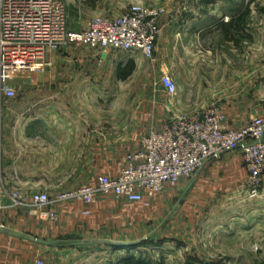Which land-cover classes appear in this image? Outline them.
<instances>
[{
	"label": "crops",
	"instance_id": "0c3cea01",
	"mask_svg": "<svg viewBox=\"0 0 264 264\" xmlns=\"http://www.w3.org/2000/svg\"><path fill=\"white\" fill-rule=\"evenodd\" d=\"M134 2L166 8L152 60L139 51L115 56L64 46L49 52L38 70L21 72L12 80L16 96L0 99V169L6 190H41L55 197L56 190L91 185L84 184L90 174L116 175L125 156L138 150L139 139L149 130L159 129L179 113L193 114L209 106L213 94L229 92L227 73L218 75L213 70L214 43L229 44L224 29L228 20L221 22L204 0H84L83 6L103 13L97 16H119ZM129 64L133 68L123 77ZM109 66H114L113 86L119 89L118 84L131 79V93L137 101L102 100L109 90ZM164 74L177 85L170 101L162 99L164 91L158 83ZM147 78L156 80L158 86L153 89L144 84ZM235 150L216 161L228 160L246 174L242 162L234 163L240 162ZM126 203L100 194L90 204L66 200L49 207L57 220L39 218L25 208H5L0 211V226L60 244L46 246L0 233V264H20L21 255L23 264L38 260L47 264L44 254L48 251L54 258L52 264H76L61 259L63 251H85L99 241L97 224L89 214L107 208L119 214ZM84 211L89 212L87 217Z\"/></svg>",
	"mask_w": 264,
	"mask_h": 264
},
{
	"label": "rangeland",
	"instance_id": "374dc122",
	"mask_svg": "<svg viewBox=\"0 0 264 264\" xmlns=\"http://www.w3.org/2000/svg\"><path fill=\"white\" fill-rule=\"evenodd\" d=\"M65 1L71 29H82L91 17L103 14L84 7V0ZM204 3L212 5L221 22L248 9L241 30L230 38L229 44L213 46V70L218 75L227 73L229 92L213 94L212 102L220 105L230 125L238 128L251 117L264 114V0H204ZM68 46L80 48L77 52L98 51L84 45L64 48ZM112 53L123 56V52ZM113 67H108L109 90L102 100L137 101L131 93V79L118 84L119 89L113 86ZM147 81L144 84H150L153 89L158 86L156 80ZM163 94L166 101L174 99ZM235 151L240 162L234 163L239 164L241 150ZM216 159L208 160L198 172L181 179L177 185H166L147 205L127 202L119 214L107 207L105 211L90 213L89 217L97 224L99 241L85 251H63L61 259L76 264H124L123 259L133 256L150 264H264V175L259 196L249 198L244 186L247 173L238 171L228 160ZM90 175V181L84 184L94 183L99 174ZM15 191L27 193L24 195L43 192ZM44 255L47 264H52L51 252ZM20 258L23 264L22 255Z\"/></svg>",
	"mask_w": 264,
	"mask_h": 264
},
{
	"label": "built area",
	"instance_id": "2783aa9c",
	"mask_svg": "<svg viewBox=\"0 0 264 264\" xmlns=\"http://www.w3.org/2000/svg\"><path fill=\"white\" fill-rule=\"evenodd\" d=\"M165 14L163 5L134 2L119 16H94L83 29L74 31L68 25L65 0H0V99L16 96L12 85L16 74L38 70L49 52L66 45H84L100 53L139 51L152 60ZM158 83L167 96H176L177 85L169 75H162ZM1 111L0 103V117ZM237 148L247 172L244 186L248 197L257 198L264 175V114L234 128L220 105L212 102L198 112L179 113L159 129L149 130L139 139L138 150L125 156V164L116 175H99L94 184L55 197L45 192L24 195L6 190L0 169V210L25 208L31 215L57 220L50 206L74 199L90 204L99 194L147 205L166 185H177L208 160Z\"/></svg>",
	"mask_w": 264,
	"mask_h": 264
},
{
	"label": "trees",
	"instance_id": "16d2710c",
	"mask_svg": "<svg viewBox=\"0 0 264 264\" xmlns=\"http://www.w3.org/2000/svg\"><path fill=\"white\" fill-rule=\"evenodd\" d=\"M248 13V9L246 8L244 11L240 13L239 16L235 18H231L227 21V23L224 25L225 34L230 39L235 33L239 30H241L242 23L245 19L246 14ZM133 65H128L126 69H124L123 77H126L130 71L132 70ZM116 246V245H115ZM117 247V246H116ZM124 264H150L149 262H146L144 260H137L133 256H129L125 259H123Z\"/></svg>",
	"mask_w": 264,
	"mask_h": 264
},
{
	"label": "water",
	"instance_id": "95a60500",
	"mask_svg": "<svg viewBox=\"0 0 264 264\" xmlns=\"http://www.w3.org/2000/svg\"><path fill=\"white\" fill-rule=\"evenodd\" d=\"M0 233L1 234H5V235H9V236H13V237H17V238H22V239H26L29 241H32L34 243L37 244H41V245H46V246H59V242L57 240H44L38 237H35L31 234L28 233H24V232H20L14 229H10V228H6L4 226H0ZM79 243V242H78ZM77 242H73L72 245L78 244Z\"/></svg>",
	"mask_w": 264,
	"mask_h": 264
}]
</instances>
